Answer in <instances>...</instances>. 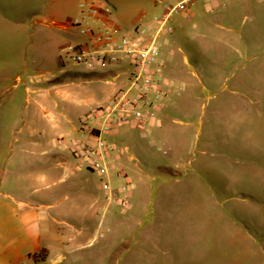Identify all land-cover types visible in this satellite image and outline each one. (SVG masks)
Masks as SVG:
<instances>
[{
	"label": "rangeland",
	"instance_id": "374dc122",
	"mask_svg": "<svg viewBox=\"0 0 264 264\" xmlns=\"http://www.w3.org/2000/svg\"><path fill=\"white\" fill-rule=\"evenodd\" d=\"M81 1L0 0V191L90 214L60 225L28 264H264V0H198L156 33L169 84L160 117L105 136L117 149L111 182L117 170L131 185L124 211H103L99 176L68 149L132 71L95 75L65 55L83 40L71 26ZM87 1L126 36L154 32L163 12Z\"/></svg>",
	"mask_w": 264,
	"mask_h": 264
},
{
	"label": "built area",
	"instance_id": "2783aa9c",
	"mask_svg": "<svg viewBox=\"0 0 264 264\" xmlns=\"http://www.w3.org/2000/svg\"><path fill=\"white\" fill-rule=\"evenodd\" d=\"M153 1L163 6L159 26L146 35L141 30L131 36L120 35L116 28L110 27L97 4L87 0L79 2V13L71 26L80 28L83 40L65 46V55L72 63L91 73L116 77L118 72L111 69V65L125 63L132 68L127 88L119 89L107 99L106 107L98 108L89 119L83 120L84 137L74 139L68 148L78 168L99 176L105 204L103 211L109 206L126 210L131 189L125 176L117 170L115 175L121 180L111 182L117 149L105 136L123 125L132 124L143 129L158 121L167 101L169 84L159 60L155 36L170 22L173 14H188L198 0ZM88 120L93 123L88 125Z\"/></svg>",
	"mask_w": 264,
	"mask_h": 264
},
{
	"label": "crops",
	"instance_id": "0c3cea01",
	"mask_svg": "<svg viewBox=\"0 0 264 264\" xmlns=\"http://www.w3.org/2000/svg\"><path fill=\"white\" fill-rule=\"evenodd\" d=\"M77 12L79 13V9ZM106 13V10H101L103 17H106ZM192 13L191 10L188 14L183 13V16L189 19ZM92 74L103 75L104 73ZM60 157L58 164L65 165L67 158ZM76 168L80 169L77 165ZM64 176L58 181H64ZM47 178L45 174L39 177L41 182H45ZM49 188V184L44 185L45 190ZM37 200L31 199L29 195L15 197L7 191H0V264H28L38 251H48L54 247L59 238V230L63 228L60 225L74 227L78 225V218L89 222V207L81 208L75 205L69 210L61 208L57 212L58 215L52 209L60 203L61 199L54 203L41 201L44 200L42 198Z\"/></svg>",
	"mask_w": 264,
	"mask_h": 264
},
{
	"label": "trees",
	"instance_id": "16d2710c",
	"mask_svg": "<svg viewBox=\"0 0 264 264\" xmlns=\"http://www.w3.org/2000/svg\"><path fill=\"white\" fill-rule=\"evenodd\" d=\"M35 255H36V254H34V256H33V257H35Z\"/></svg>",
	"mask_w": 264,
	"mask_h": 264
}]
</instances>
